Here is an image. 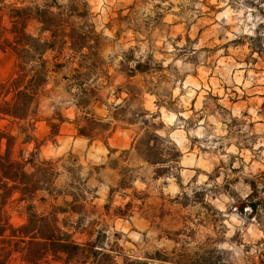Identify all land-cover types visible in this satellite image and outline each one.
I'll list each match as a JSON object with an SVG mask.
<instances>
[{"label":"rangeland","instance_id":"374dc122","mask_svg":"<svg viewBox=\"0 0 264 264\" xmlns=\"http://www.w3.org/2000/svg\"><path fill=\"white\" fill-rule=\"evenodd\" d=\"M0 1L30 7L49 0ZM51 1L74 4L84 16L71 22L95 35L87 60L51 74L33 132L17 136L0 122L15 138L13 159L34 153L37 162L54 164L59 196L39 194L46 204L35 201L37 211L75 194L85 207L82 229L96 223L93 230L105 235L98 247L119 252L115 264H264V212L240 211L251 183L254 200L264 198V0ZM52 58L45 57L50 69ZM14 65L12 54L0 52V85ZM73 70L85 75L78 88L63 79ZM79 90L94 92L93 113L111 122L110 138L77 136L83 114L72 94ZM60 117L53 137L46 121ZM145 121L165 141L161 166L133 150ZM113 137L127 148L111 147ZM9 216L15 226L24 223L15 207Z\"/></svg>","mask_w":264,"mask_h":264},{"label":"trees","instance_id":"16d2710c","mask_svg":"<svg viewBox=\"0 0 264 264\" xmlns=\"http://www.w3.org/2000/svg\"><path fill=\"white\" fill-rule=\"evenodd\" d=\"M49 1L42 6L30 7L4 5L0 1V52L10 53L15 59L9 79L0 85V122L14 126L17 136L33 132L39 122L38 106L51 74H57L77 58L80 63L87 60L93 51L87 44L88 39L94 38L93 30L87 31L71 22L73 18H83L84 15L74 4L58 7ZM83 50L87 53L83 54ZM48 54L53 55L51 69L45 59ZM77 66L81 68L79 64ZM84 77L78 70H73L71 79H63L78 88ZM72 97L74 107L83 114L81 124L77 126V136L89 141L110 138L113 133L111 122H105L93 113L94 92L79 90ZM57 119V124L46 121L53 137L57 136L64 123L63 118ZM112 120L117 121L114 117ZM142 124L145 128L143 136L135 142L133 150L144 163L161 166L165 161L159 153V142L165 141L156 134L154 124L148 121ZM14 140L11 133L6 132V127L0 129V264H115L114 259L119 252L113 257L107 254L106 248L98 247L105 235L102 230H93L96 223H89L88 228L82 229L80 211L85 207L75 194H71L70 203L49 205L47 211H37L35 201L40 205L46 204L44 198L37 200L39 194L54 200L59 196L54 187L57 176L54 164L37 162L34 153L27 159L19 153L17 159H13ZM166 143L169 158L177 162V152L169 142ZM168 163L166 169L156 173L170 169L171 164ZM250 189L251 194L240 206V211L248 206L250 214L258 217L264 212V198L254 200L258 195L256 184L251 183ZM14 207L24 215V223L19 226L10 223L9 210ZM74 215L79 217L77 221H72ZM77 234L86 235L87 240L77 242Z\"/></svg>","mask_w":264,"mask_h":264},{"label":"crops","instance_id":"0c3cea01","mask_svg":"<svg viewBox=\"0 0 264 264\" xmlns=\"http://www.w3.org/2000/svg\"><path fill=\"white\" fill-rule=\"evenodd\" d=\"M109 145L111 147H115L116 149L123 150L127 148V144L125 140H119V138L113 137L112 139H109Z\"/></svg>","mask_w":264,"mask_h":264}]
</instances>
